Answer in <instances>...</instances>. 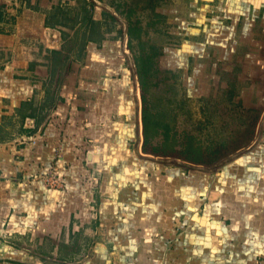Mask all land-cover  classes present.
Wrapping results in <instances>:
<instances>
[{"label":"crops","instance_id":"0c3cea01","mask_svg":"<svg viewBox=\"0 0 264 264\" xmlns=\"http://www.w3.org/2000/svg\"><path fill=\"white\" fill-rule=\"evenodd\" d=\"M140 39L195 105L174 161ZM0 264H264V0H0Z\"/></svg>","mask_w":264,"mask_h":264},{"label":"rangeland","instance_id":"374dc122","mask_svg":"<svg viewBox=\"0 0 264 264\" xmlns=\"http://www.w3.org/2000/svg\"><path fill=\"white\" fill-rule=\"evenodd\" d=\"M121 25L124 26L123 22L119 23L120 29H122ZM135 49L136 52L133 53L134 56H132L134 66L137 71H142L143 73L142 75L138 74V82H140L141 85L145 82L143 84V91L141 89L144 101L142 103L141 121H143V112L147 111V113L150 114V134L147 136V133L146 139L155 142L153 145L155 148L150 145V150H148V153L150 154H147L153 157L164 155L167 157L165 158L166 160L174 161L175 148L173 146L175 145L176 139L178 140L179 137L181 142L185 140L188 141L189 134L185 131H188L190 128L191 118L189 113L190 109L195 105L190 102L187 95L183 94L182 91L170 83L171 76L169 73H158L157 70H153L152 66L155 63V55H157L156 50L151 49L148 46V43L142 39H140L138 46H135ZM144 49L147 50V53L143 52ZM128 61H131L129 56ZM179 111H182V113ZM175 112H178L179 115L175 114ZM214 121H217V119ZM177 127L182 129L183 132H174V128ZM159 128H162L163 130L160 132L163 135L162 139L164 140L162 142V147L158 144ZM209 137L215 142H220L222 136L221 134H209Z\"/></svg>","mask_w":264,"mask_h":264},{"label":"built area","instance_id":"2783aa9c","mask_svg":"<svg viewBox=\"0 0 264 264\" xmlns=\"http://www.w3.org/2000/svg\"><path fill=\"white\" fill-rule=\"evenodd\" d=\"M36 141L37 140L34 137L29 140L32 144H35ZM29 180L34 181L45 188H61L64 186L62 177L59 176L53 166H51L47 172L30 176Z\"/></svg>","mask_w":264,"mask_h":264},{"label":"water","instance_id":"95a60500","mask_svg":"<svg viewBox=\"0 0 264 264\" xmlns=\"http://www.w3.org/2000/svg\"><path fill=\"white\" fill-rule=\"evenodd\" d=\"M120 18V17H119ZM122 22H123V24H124V26H123V33H124V37H123V39H124V43L126 44V41H127V36H126V22L122 19ZM126 48V47H125ZM127 52V54H128V56H129V58H130V65H131V67H132V69H133V74H134V76L136 77V79H137V84L139 83L138 82V71H137V69H135V66H134V60H133V58H132V54L129 52L128 53V51H126ZM140 112H141V110H140ZM142 113V112H141ZM28 121V123L31 121L30 119H28L27 120Z\"/></svg>","mask_w":264,"mask_h":264},{"label":"trees","instance_id":"16d2710c","mask_svg":"<svg viewBox=\"0 0 264 264\" xmlns=\"http://www.w3.org/2000/svg\"><path fill=\"white\" fill-rule=\"evenodd\" d=\"M139 74H143L142 71H139ZM149 115L147 113V111H144L143 114H142V117H143V125L145 127V132L147 131L149 125H150V118H149Z\"/></svg>","mask_w":264,"mask_h":264}]
</instances>
